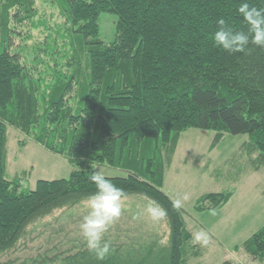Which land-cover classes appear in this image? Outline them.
Returning <instances> with one entry per match:
<instances>
[{"label": "trees", "instance_id": "obj_1", "mask_svg": "<svg viewBox=\"0 0 264 264\" xmlns=\"http://www.w3.org/2000/svg\"><path fill=\"white\" fill-rule=\"evenodd\" d=\"M51 1L63 23L40 24L49 33L30 45L35 0H0V257L29 226L86 202L96 191L89 175L101 165L125 173L108 179L127 197L166 211V243L111 244L103 261L83 249L19 264H188L197 245L161 191L181 135L214 132L209 152L224 134L247 136L235 162L245 160L248 172L264 167V47L229 53L212 41L219 18L247 30L236 11L242 0ZM247 2L264 9V0ZM103 13L116 17L109 44L99 39ZM8 127L64 158L68 177L39 180L33 190L23 188L24 174L7 180ZM232 195H204L194 211L219 210ZM233 252L264 264V226Z\"/></svg>", "mask_w": 264, "mask_h": 264}, {"label": "rangeland", "instance_id": "obj_2", "mask_svg": "<svg viewBox=\"0 0 264 264\" xmlns=\"http://www.w3.org/2000/svg\"><path fill=\"white\" fill-rule=\"evenodd\" d=\"M37 16L35 26H27L24 35H30L29 44L40 42L49 33L48 28L63 23L57 3L51 0H35ZM116 17L103 13L99 17V39L109 44L114 40ZM18 43V42H17ZM214 132L190 129L178 142L170 167L165 172L162 192L174 202L181 199L183 218L193 235L203 229L210 236L207 246L197 245L198 255L188 264H257L242 253L233 252L251 235L264 226V167L258 172H248L241 157L247 136L223 135L214 150L209 152ZM242 148V149H241ZM7 163L5 178L12 180L24 174L22 186L33 190L39 180L66 179L70 173L67 161L51 154L14 128H7ZM106 178L125 177L117 169L97 165ZM232 192V198L221 209L195 212L196 201L207 194ZM187 194L188 199L183 197ZM150 202L142 196H130L123 202L125 211L106 236L112 244L143 247L158 240L166 243L168 229L165 219L153 222L147 216L133 220L134 213L141 211ZM87 214L85 202L71 209L58 210L34 223L14 249L0 257V263L11 261L19 264L38 255L52 257L68 252L74 254L87 249L79 233V223Z\"/></svg>", "mask_w": 264, "mask_h": 264}, {"label": "clouds", "instance_id": "obj_3", "mask_svg": "<svg viewBox=\"0 0 264 264\" xmlns=\"http://www.w3.org/2000/svg\"><path fill=\"white\" fill-rule=\"evenodd\" d=\"M236 11L243 18L247 30H236L224 18H219L216 20L217 29L212 34L213 44L229 53H243L249 45L264 47V9L242 0ZM89 179L95 185L96 191L85 202L87 214L79 223V233L88 251L98 261H103L112 251V242L106 236L125 211L123 202L127 193L99 171L91 172ZM183 199H188L187 194ZM181 206V199H176L174 207ZM142 215L158 222L166 216V211L155 201H150L141 211L134 213L132 219L139 220ZM210 239L209 234L201 229L193 234L191 243L207 246Z\"/></svg>", "mask_w": 264, "mask_h": 264}]
</instances>
